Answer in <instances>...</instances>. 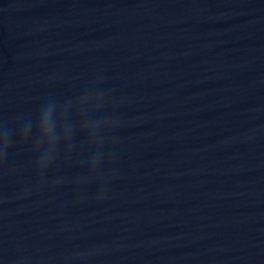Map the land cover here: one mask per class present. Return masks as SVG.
I'll list each match as a JSON object with an SVG mask.
<instances>
[{
	"label": "water",
	"instance_id": "1",
	"mask_svg": "<svg viewBox=\"0 0 264 264\" xmlns=\"http://www.w3.org/2000/svg\"><path fill=\"white\" fill-rule=\"evenodd\" d=\"M0 152V264H264V0H0Z\"/></svg>",
	"mask_w": 264,
	"mask_h": 264
},
{
	"label": "clouds",
	"instance_id": "2",
	"mask_svg": "<svg viewBox=\"0 0 264 264\" xmlns=\"http://www.w3.org/2000/svg\"><path fill=\"white\" fill-rule=\"evenodd\" d=\"M38 151H43L46 153L43 156L38 157L40 162V167L46 168L51 165L54 161V151L56 146L57 135L56 132L60 128L58 119L54 116L53 110L50 108L43 109L38 117ZM26 141H28V136L24 137ZM6 144L9 146L7 140H5ZM5 154L0 152V158H2Z\"/></svg>",
	"mask_w": 264,
	"mask_h": 264
}]
</instances>
